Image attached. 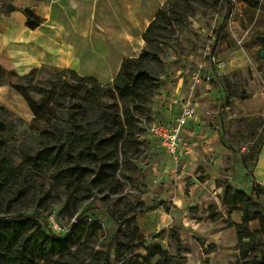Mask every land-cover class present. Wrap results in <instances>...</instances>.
<instances>
[{
    "label": "rangeland",
    "instance_id": "374dc122",
    "mask_svg": "<svg viewBox=\"0 0 264 264\" xmlns=\"http://www.w3.org/2000/svg\"><path fill=\"white\" fill-rule=\"evenodd\" d=\"M191 10L187 22L182 27L175 24L174 33L160 43L163 63L157 69L160 86L167 91L182 78L183 100L196 106L197 119L186 125L191 130L192 153L175 162L163 146L154 144L147 136L149 122L158 118L153 111L152 119L143 118L142 153L123 169L129 176L123 178V192L109 195L107 204L93 195L83 208H87L86 217L103 224L96 247L104 248L111 241L116 229L112 214L127 213V217L134 216L143 243H159L178 264H240L234 223L241 221L242 212H229L222 203L223 184L230 182L236 189L250 191L252 184L246 185L245 179L251 172L255 147L264 137V56L260 55L264 50V0H201ZM194 71L211 72L210 79L192 83ZM4 72L7 78L1 80L0 74L4 86L0 122L5 129L0 131V140L6 141L12 137L21 141L29 133L27 124L33 114L21 90L41 103L58 92L70 91V86L81 98L92 97L96 93L91 87L102 86L85 80L67 83L74 75L52 66L22 79L14 76L13 69ZM8 92L20 96L15 93L2 100ZM62 204L50 202L46 209H39L49 224L48 216L54 212L57 230L72 220L64 218L58 224L56 212ZM210 211L221 213L222 218L212 221ZM257 226V220L249 223L250 229ZM134 251L145 253L142 247Z\"/></svg>",
    "mask_w": 264,
    "mask_h": 264
},
{
    "label": "trees",
    "instance_id": "16d2710c",
    "mask_svg": "<svg viewBox=\"0 0 264 264\" xmlns=\"http://www.w3.org/2000/svg\"><path fill=\"white\" fill-rule=\"evenodd\" d=\"M200 1L165 0L143 31L139 54L122 60L110 84L91 87L92 97H78L70 86V91L39 103L20 89L33 116L23 140H0V264H178L159 243L145 245L134 216L127 213L112 214L116 229L111 241L96 247L103 224L86 217L83 206L93 195L107 204L109 195L123 192V178H129L123 169L142 153L143 118L152 119L160 87L159 45L174 33L175 24L187 22ZM14 9L0 0V14ZM21 10L29 28L42 24L29 7ZM4 129L0 122V131ZM262 143L264 137L255 147L254 161ZM223 190L222 203L229 212H242L241 221L234 223L240 264H264V187L253 182L247 193L225 182ZM59 201L58 222L72 219L60 231L39 212ZM208 216L212 221L222 218L217 211ZM253 220L258 226L250 229ZM139 247L144 254L134 251Z\"/></svg>",
    "mask_w": 264,
    "mask_h": 264
},
{
    "label": "crops",
    "instance_id": "0c3cea01",
    "mask_svg": "<svg viewBox=\"0 0 264 264\" xmlns=\"http://www.w3.org/2000/svg\"><path fill=\"white\" fill-rule=\"evenodd\" d=\"M7 1L16 9L0 14L1 80L7 78L4 71L8 68L22 79L43 66H52L74 75V79H66L67 83L85 80L106 85L112 82L124 58L139 54L145 44L143 31L165 0ZM24 7L43 19L40 26L33 29L26 26V16L21 10ZM181 79L170 91L159 87L153 100L158 118L173 119L179 113L180 104H173L171 99L177 96L183 100ZM1 83L0 90L4 87ZM17 92L2 94L1 99L7 101ZM195 119L197 113L187 126ZM187 126L183 134L192 141ZM245 180L246 185L257 182L264 187V143Z\"/></svg>",
    "mask_w": 264,
    "mask_h": 264
},
{
    "label": "built area",
    "instance_id": "2783aa9c",
    "mask_svg": "<svg viewBox=\"0 0 264 264\" xmlns=\"http://www.w3.org/2000/svg\"><path fill=\"white\" fill-rule=\"evenodd\" d=\"M210 73L208 72L206 75H202L200 71H194L190 80L192 83H197L203 79L209 80ZM171 102L173 104H180L179 113L173 119H152L147 127V136L163 146L168 156L177 162L185 155L192 153V145L184 136L183 129L189 121L196 117L197 111L194 104L185 102L177 96L172 97ZM48 219L51 223L50 225L57 230L59 226L55 221L53 211L49 214ZM61 229L62 227L58 230Z\"/></svg>",
    "mask_w": 264,
    "mask_h": 264
},
{
    "label": "water",
    "instance_id": "95a60500",
    "mask_svg": "<svg viewBox=\"0 0 264 264\" xmlns=\"http://www.w3.org/2000/svg\"><path fill=\"white\" fill-rule=\"evenodd\" d=\"M260 55H261V56H264V50H261V51H260Z\"/></svg>",
    "mask_w": 264,
    "mask_h": 264
}]
</instances>
